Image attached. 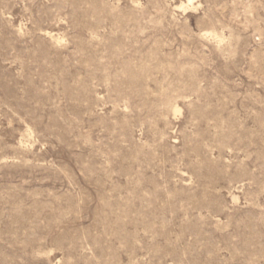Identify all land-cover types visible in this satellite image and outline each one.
Returning <instances> with one entry per match:
<instances>
[{"label": "rangeland", "instance_id": "obj_1", "mask_svg": "<svg viewBox=\"0 0 264 264\" xmlns=\"http://www.w3.org/2000/svg\"><path fill=\"white\" fill-rule=\"evenodd\" d=\"M0 264H264V0H0Z\"/></svg>", "mask_w": 264, "mask_h": 264}]
</instances>
